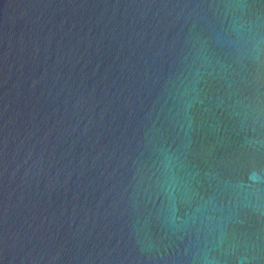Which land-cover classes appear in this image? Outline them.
Instances as JSON below:
<instances>
[{"label":"water","instance_id":"95a60500","mask_svg":"<svg viewBox=\"0 0 264 264\" xmlns=\"http://www.w3.org/2000/svg\"><path fill=\"white\" fill-rule=\"evenodd\" d=\"M0 264H264V0H0Z\"/></svg>","mask_w":264,"mask_h":264}]
</instances>
